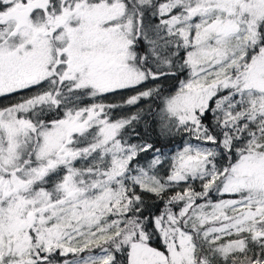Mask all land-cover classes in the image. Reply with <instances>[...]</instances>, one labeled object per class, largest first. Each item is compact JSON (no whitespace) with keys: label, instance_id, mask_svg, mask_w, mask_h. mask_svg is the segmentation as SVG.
Here are the masks:
<instances>
[{"label":"snow or ice","instance_id":"snow-or-ice-1","mask_svg":"<svg viewBox=\"0 0 264 264\" xmlns=\"http://www.w3.org/2000/svg\"><path fill=\"white\" fill-rule=\"evenodd\" d=\"M0 264H264V0H0Z\"/></svg>","mask_w":264,"mask_h":264}]
</instances>
